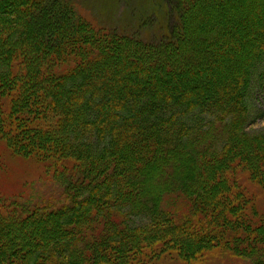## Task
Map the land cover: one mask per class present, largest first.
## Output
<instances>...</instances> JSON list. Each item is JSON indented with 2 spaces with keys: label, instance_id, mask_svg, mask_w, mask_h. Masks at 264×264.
Returning <instances> with one entry per match:
<instances>
[{
  "label": "trees",
  "instance_id": "obj_1",
  "mask_svg": "<svg viewBox=\"0 0 264 264\" xmlns=\"http://www.w3.org/2000/svg\"><path fill=\"white\" fill-rule=\"evenodd\" d=\"M48 1L0 0V139L44 164L35 184L60 194L0 197V264H148L217 251L264 264V109L253 112L250 95L264 87L255 75L264 15L236 0H223L229 9L176 0L175 38L150 43L92 27L65 0L50 3L49 17ZM193 11L202 20H189ZM230 11L249 22L229 26ZM242 47L235 88L212 81L185 96L184 82L227 80L223 66Z\"/></svg>",
  "mask_w": 264,
  "mask_h": 264
},
{
  "label": "rangeland",
  "instance_id": "obj_2",
  "mask_svg": "<svg viewBox=\"0 0 264 264\" xmlns=\"http://www.w3.org/2000/svg\"><path fill=\"white\" fill-rule=\"evenodd\" d=\"M64 0H49L48 5L46 6V13L49 17H51V11H49V5L52 2V9L55 7L57 9L60 7ZM218 1V0H217ZM222 2V6L226 9H229V3L231 4L232 0L228 3H225L223 0H219ZM244 7H249L254 12L255 20L259 21L260 17L264 15V1L259 2L258 0H236ZM67 5L73 8L75 14L81 15L86 22H88L92 27L101 28V29H114L118 32L128 35V36H136L139 39L145 40L150 43H158L163 39H172V35L169 37V34H173V39L175 38V33L177 32V26L179 24V12L175 9L177 7L176 0H65ZM231 9V8H230ZM217 10V9H216ZM233 11V10H232ZM53 13V12H52ZM227 18L229 21V26L234 22L237 23L244 20L245 16H233V12H228ZM189 20L193 21L202 20V14L200 11H193V13L188 16ZM220 21L219 19L217 20ZM209 26V23L206 20L202 21ZM244 22H249L248 18L244 20ZM211 23V22H210ZM260 23V22H259ZM262 25V23L260 24ZM216 26H213V29ZM260 27V26H259ZM249 29V28H248ZM246 33V36L251 37L254 34V40L260 41L263 40L261 32L256 29H249ZM245 36L243 41L247 43V37ZM168 37V38H167ZM172 39V40H173ZM233 42L239 43L238 39H233ZM240 41V45L243 43ZM219 45H216L218 48ZM241 47V46H240ZM213 49V50H214ZM222 50V48H220ZM243 47L240 50V54L236 55V57H232L227 61L224 68L225 76L228 78L225 81H218V79L211 77L208 74L201 77L197 81L192 82H184L183 92L186 97L192 99L191 96L193 92H195L196 88L205 89L209 82H212V86L216 89L221 86L233 87L235 88V81L229 83L231 81L230 78H234V76L239 71L238 63L242 61L241 59L244 57ZM130 60V58H128ZM217 61L216 58H210V60H203L204 67L212 69V65ZM245 61V60H244ZM128 62V61H126ZM227 64L229 66H227ZM257 67V71L255 75L258 76L260 81L264 83V61L263 63ZM208 69V70H209ZM260 69V70H259ZM244 74V73H243ZM242 74V75H243ZM157 74L152 73L151 78H155ZM161 77V76H160ZM120 84H124L127 79L130 77L125 74L119 77ZM133 83L141 82L139 78H133ZM79 82V81H77ZM81 82V81H80ZM258 85V84H257ZM174 89L177 86L167 85V87ZM259 86V85H258ZM253 88L251 90L250 95L258 97L257 102L260 105L256 104L252 105V111L257 112L258 109H264V87ZM232 88V89H233ZM215 89V90H216ZM142 105L139 103L137 105V109ZM259 116V115H258ZM105 124L106 119L104 118ZM263 123L262 118H255L253 124L249 126V129L259 128ZM115 124H120V121H117ZM106 138V137H105ZM46 168L44 164L36 161L32 158H25L21 156L14 155L11 150L7 147L6 143L1 141L0 139V197H11L15 195H23L29 196L35 195L39 196V194H44L45 196H49L50 194L53 199H59L60 194L57 190L53 189V185H48V187L37 186L36 184H40L41 180L45 178ZM36 183V184H35ZM33 184H35V189H32ZM40 189V190H39ZM40 191V193L38 192ZM55 191V192H54ZM37 193V195H36ZM62 198V197H61ZM261 198V195L258 199ZM258 205L262 210L259 212V218H264V197L258 200ZM263 201V202H262ZM260 203V204H259ZM143 216L135 217L139 222L140 218ZM144 223V222H141ZM148 264H250L248 260L242 259L237 256L231 255L230 252H222L220 251L214 252L211 256L205 258L204 260H186L177 256H159L155 257L153 261Z\"/></svg>",
  "mask_w": 264,
  "mask_h": 264
}]
</instances>
